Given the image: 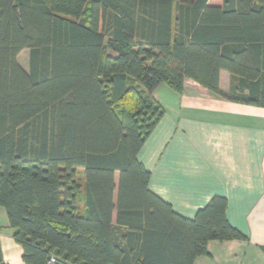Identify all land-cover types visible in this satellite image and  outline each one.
<instances>
[{
    "label": "trees",
    "instance_id": "trees-1",
    "mask_svg": "<svg viewBox=\"0 0 264 264\" xmlns=\"http://www.w3.org/2000/svg\"><path fill=\"white\" fill-rule=\"evenodd\" d=\"M186 79L264 107V0H0V206L24 264H194L245 237L226 197L188 218L149 187L152 94Z\"/></svg>",
    "mask_w": 264,
    "mask_h": 264
},
{
    "label": "crops",
    "instance_id": "crops-1",
    "mask_svg": "<svg viewBox=\"0 0 264 264\" xmlns=\"http://www.w3.org/2000/svg\"><path fill=\"white\" fill-rule=\"evenodd\" d=\"M231 86L222 71L221 90ZM152 95L165 114L139 153L150 189L188 218L214 196L226 197L227 219L245 236L210 240L194 264H264V107L232 102L192 79L182 92L161 83ZM13 233L0 206L3 258L24 264Z\"/></svg>",
    "mask_w": 264,
    "mask_h": 264
},
{
    "label": "rangeland",
    "instance_id": "rangeland-1",
    "mask_svg": "<svg viewBox=\"0 0 264 264\" xmlns=\"http://www.w3.org/2000/svg\"><path fill=\"white\" fill-rule=\"evenodd\" d=\"M18 60H19V63L22 65V67L28 70L29 50L28 49L23 50L21 54L19 55ZM78 177L80 178V182L84 183L85 176H84V171L82 169L79 171Z\"/></svg>",
    "mask_w": 264,
    "mask_h": 264
},
{
    "label": "built area",
    "instance_id": "built-area-1",
    "mask_svg": "<svg viewBox=\"0 0 264 264\" xmlns=\"http://www.w3.org/2000/svg\"><path fill=\"white\" fill-rule=\"evenodd\" d=\"M51 263L56 264V260L55 259H51Z\"/></svg>",
    "mask_w": 264,
    "mask_h": 264
}]
</instances>
